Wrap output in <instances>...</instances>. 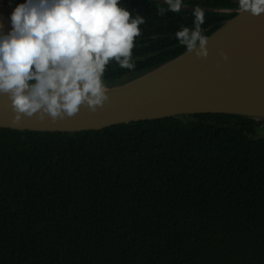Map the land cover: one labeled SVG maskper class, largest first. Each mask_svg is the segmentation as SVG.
Returning a JSON list of instances; mask_svg holds the SVG:
<instances>
[{"label":"trees","instance_id":"trees-1","mask_svg":"<svg viewBox=\"0 0 264 264\" xmlns=\"http://www.w3.org/2000/svg\"><path fill=\"white\" fill-rule=\"evenodd\" d=\"M121 5L144 23L135 68L105 70L111 87L186 51L176 32L195 18ZM203 13L206 36L233 16ZM263 124L196 114L76 133L0 128V264H264Z\"/></svg>","mask_w":264,"mask_h":264},{"label":"clouds","instance_id":"clouds-1","mask_svg":"<svg viewBox=\"0 0 264 264\" xmlns=\"http://www.w3.org/2000/svg\"><path fill=\"white\" fill-rule=\"evenodd\" d=\"M182 2L167 0L173 12ZM9 7V16H0V95L10 102L12 126L33 117L55 124L81 108L95 114L109 100L106 68H135L132 50L144 19L121 0H23ZM239 7L264 15V0H239ZM194 17L193 27L176 37L189 54L206 59L203 11L197 8ZM218 54L228 61L223 50Z\"/></svg>","mask_w":264,"mask_h":264},{"label":"water","instance_id":"water-1","mask_svg":"<svg viewBox=\"0 0 264 264\" xmlns=\"http://www.w3.org/2000/svg\"><path fill=\"white\" fill-rule=\"evenodd\" d=\"M151 1L170 7L166 0ZM9 3L15 6L12 0H0V16L5 19L12 11ZM197 8L206 13L233 14L208 35L206 59H197L195 53L186 50L130 81L106 85L109 100L95 114L81 108L77 116L55 124L33 117L23 119L19 127L12 126L10 102L0 95V128L76 133L196 114H225L264 122V15L255 17L240 8L182 5L180 10ZM221 50L228 56L227 62L218 54Z\"/></svg>","mask_w":264,"mask_h":264},{"label":"built area","instance_id":"built-area-1","mask_svg":"<svg viewBox=\"0 0 264 264\" xmlns=\"http://www.w3.org/2000/svg\"><path fill=\"white\" fill-rule=\"evenodd\" d=\"M262 127L264 128V125Z\"/></svg>","mask_w":264,"mask_h":264},{"label":"flooded vegetation","instance_id":"flooded-vegetation-1","mask_svg":"<svg viewBox=\"0 0 264 264\" xmlns=\"http://www.w3.org/2000/svg\"><path fill=\"white\" fill-rule=\"evenodd\" d=\"M105 81V80H104ZM106 83V82H105Z\"/></svg>","mask_w":264,"mask_h":264},{"label":"rangeland","instance_id":"rangeland-1","mask_svg":"<svg viewBox=\"0 0 264 264\" xmlns=\"http://www.w3.org/2000/svg\"><path fill=\"white\" fill-rule=\"evenodd\" d=\"M264 125V124H263Z\"/></svg>","mask_w":264,"mask_h":264}]
</instances>
